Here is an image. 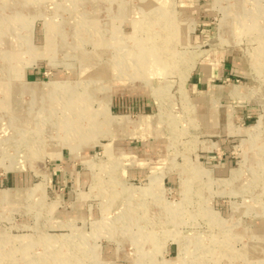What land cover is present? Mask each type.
Wrapping results in <instances>:
<instances>
[{
  "label": "rangeland",
  "instance_id": "1",
  "mask_svg": "<svg viewBox=\"0 0 264 264\" xmlns=\"http://www.w3.org/2000/svg\"><path fill=\"white\" fill-rule=\"evenodd\" d=\"M257 6L264 0H0V194L10 196L0 201V264H59L58 255L66 264H264ZM167 18L175 37L161 34ZM161 44L173 64L154 56ZM221 65L227 78L211 74ZM50 82L63 88L32 86ZM207 85L226 88L228 104L211 99L219 116L230 106L214 137L202 119ZM140 117L147 124L126 135ZM63 121L68 133L53 127ZM145 162L146 175L132 176Z\"/></svg>",
  "mask_w": 264,
  "mask_h": 264
},
{
  "label": "bare ground",
  "instance_id": "2",
  "mask_svg": "<svg viewBox=\"0 0 264 264\" xmlns=\"http://www.w3.org/2000/svg\"><path fill=\"white\" fill-rule=\"evenodd\" d=\"M220 1L221 0H214V3L216 4V7H218V4L220 3ZM260 1H262V0H257V3H260ZM3 3V2H2ZM245 3V2H244ZM163 4V3H162ZM166 5V4H165ZM239 5V6H238ZM237 6H235L233 9H242V7H243V5H242V3H239ZM258 7V6H257ZM259 9L257 10L258 12H257V16H259V17H261V19H257V20H261L262 21V23L264 24V19H263V17H264V7H262V9H261V7H258ZM232 13H233V15H237L238 13L234 10V11H232ZM42 14V13H41ZM24 20V19H23ZM172 19L170 18V19H163L162 21H161V29H162V32H161V34L163 35V34H165V31H167L168 29V27H170V26H172L171 27V29L173 28V26H174V28L172 29V32H175V31H177L178 30V28H177V25H174L172 22ZM255 21V20H254ZM162 26H164L165 27V29H164V27H162ZM260 27V26H259ZM113 29V28H112ZM259 30H262V29H259ZM172 32H166V34H170L169 36H171V37H175L176 35L175 34H172ZM261 45H262V43H261ZM166 47H169V48H171V46L170 45H164V46H162V44L161 45H158V46H155V48H156V50H157V52H155L154 53V56L155 57H157L158 58V60L160 61V62H162L164 65H166V63H170V64H173L174 63V61H176L177 59H175L172 55H173V53H171L170 51H169V49H167ZM48 54V53H47ZM144 55H145V58H148L147 57V53L145 54L144 53ZM259 55H261L260 53H259ZM175 56V55H174ZM158 69H160V68H157L156 70H158ZM83 70V69H82ZM15 72V71H14ZM85 74V73H84ZM124 81V80H123ZM59 84L57 83V82H50V83H45V84H34V85H32V86H36V89L37 90H39L40 92H49V94L50 95H54L56 92L55 91H52V90H57V89H59V87H61V88H63V86H58ZM70 86V85H69ZM68 87V86H67ZM51 90V91H50ZM51 92V93H50ZM55 92V93H54ZM58 95V94H57ZM232 95H237V92L235 91V90H233L232 91ZM62 109H67V111L73 116V111H72V109L71 108H66V107H62ZM55 110H57V109H55ZM85 115L86 114H84V112H82V113H80L79 114V116L77 117L78 119H79V121H80V123L78 124V126H82L83 127V125H82V120H84V127L87 125L86 124V121H85ZM106 116H107V114H106ZM110 116V115H109ZM101 118H103V117H101ZM108 118V117H107ZM149 117H147V118H143V117H140L134 124L136 125V126H144V125H146L147 124V122H148V119ZM108 120V123H113V124H119V125H126V124H133V122L132 121H130V119H128V118H112V119H110V118H108L107 119ZM106 120V121H107ZM104 121V120H103ZM100 123V122H99ZM62 123H57V122H55L54 123V125H53V127H55L56 129H58L59 130V128L61 127L62 129H63V132L64 133H68L69 132V130L71 129H73V125L71 126V127H69L70 129L68 130V125H64V121H63V125H61ZM98 124V123H97ZM91 125H93V119H91V122H90V126ZM96 126V125H95ZM99 126V125H98ZM103 126V125H102ZM83 127V128H84ZM109 128V127H108ZM97 129H99L98 127H97ZM129 130V129H128ZM101 134H106V130L105 129H103V128H101ZM100 132H99V134H100ZM84 133V129L83 130H81L80 131V133L79 134H83ZM113 133V132H112ZM32 134H34V132L32 133ZM30 135V134H29ZM109 135H112V134H109ZM56 136H58V132H56ZM137 136V135H136ZM250 136H252L251 137V144H253V141L255 140V138H256V134H254V133H250ZM32 137V136H31ZM250 144V145H251ZM109 147L110 146H105V150L107 151V153H111V151H110V149H109ZM255 157V156H254ZM151 181L153 182L154 181V178H152L151 179ZM38 189V188H37ZM133 191H132V190ZM129 188V190L127 191V192H129L130 194H132V195H136L137 194V192L139 191V189H137V188ZM141 191H142V194L144 195V192L146 191V190H142L141 189ZM35 192V191H34ZM33 192V193H34ZM32 193V194H33ZM9 198H10V196H8V194H5V193H1L0 194V201H9ZM264 199V198H263ZM120 203V202H119ZM120 207H121V205H120ZM119 207V208H120ZM52 243V244H51ZM47 244H49V245H51V246H53V245H58V246H64L65 244H66V241H65V238L64 239H62V240H51V241H47ZM57 258H58V260L56 261H54L53 260V262L54 263H59V264H66L67 263V261H66V259H60V258H62L61 257V255H58L57 256ZM182 259V258H181ZM180 262H182V260H180Z\"/></svg>",
  "mask_w": 264,
  "mask_h": 264
},
{
  "label": "crops",
  "instance_id": "3",
  "mask_svg": "<svg viewBox=\"0 0 264 264\" xmlns=\"http://www.w3.org/2000/svg\"><path fill=\"white\" fill-rule=\"evenodd\" d=\"M228 70L229 69L227 68L226 65H224V66L221 65V66H218L215 69H213L211 74L214 75L216 78H224V77L227 78L230 75ZM204 77H205V75H204ZM215 87L216 86H213V85H211L210 87L207 85L208 95L209 96L204 99L205 103H203L204 106H205V109H203V112H205V114H203L204 117L202 119H206V120H204V122H205L204 128L207 130L206 131V135L209 136V137H214V135H216L219 132V130H218L219 127H221V129H222L223 126H220L221 125L220 123L223 122L222 121L223 117L224 118L228 117L227 113H228V110H229V107H230L229 105H226V110H224L226 115L224 114V115H220L219 116V114L217 113L218 109L214 110V106L213 105L217 103L216 102V100H217L216 98L217 97L215 96V99H213L215 101V102L213 101L214 103L211 101V99L214 97V95L216 93L220 97L224 96V99H225L227 104L229 102L228 99L226 98L225 94H224V92H225L224 89H226V88L217 87V89H220V91L218 92V91L215 90ZM226 119H228V118H226ZM227 122H228V120H226V126H227ZM133 128L134 129L131 128L129 130V132H126L127 133L126 135H129L130 137L136 136V134H138L137 131H138L139 127L134 125ZM147 148H149V147H147ZM150 153L151 152L148 151V150L145 151V153H143V154H145L146 159H148L150 157ZM140 154L142 155V153H139V154L134 153V152L129 153V160L136 159V158L137 159H141ZM122 155H121V157H122ZM125 155L126 154L123 155L124 156L123 159L124 158L128 159V157L125 156ZM146 162L144 164H142V166L146 165L145 167H140L141 168L140 171L133 172V173H131V175L132 176H144V175H146L147 166H151L149 163H146Z\"/></svg>",
  "mask_w": 264,
  "mask_h": 264
}]
</instances>
